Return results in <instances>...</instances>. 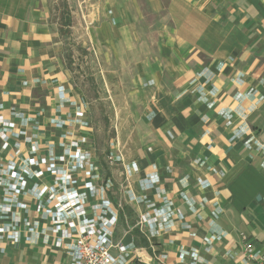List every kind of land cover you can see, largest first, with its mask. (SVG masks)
Masks as SVG:
<instances>
[{
    "label": "crops",
    "instance_id": "crops-1",
    "mask_svg": "<svg viewBox=\"0 0 264 264\" xmlns=\"http://www.w3.org/2000/svg\"><path fill=\"white\" fill-rule=\"evenodd\" d=\"M51 3L0 0V113L17 122L16 113L33 117L38 128L28 129L38 134L41 154L62 140L50 119L65 118L83 101L55 53ZM98 20L101 41L122 57L134 56L130 93L138 146L124 155L122 170L110 172L117 193L127 186L119 180L124 165L135 161L140 169L128 186L147 201L126 197L131 222L152 203L162 208L171 201L185 215L174 216L173 228L154 238L167 254L156 264H187L193 248L203 264H252L244 258V235L264 251V157L258 146L264 143V0H100ZM8 157L0 152V163ZM155 173L160 182L145 189ZM198 177L210 185L202 188ZM1 195L0 189V203ZM185 196L196 201L197 212ZM20 200L32 219L33 201ZM21 229L18 240L0 233V264H68L48 236L29 243ZM144 240L148 245L144 238L135 242ZM151 253L143 254L146 261Z\"/></svg>",
    "mask_w": 264,
    "mask_h": 264
},
{
    "label": "built area",
    "instance_id": "built-area-1",
    "mask_svg": "<svg viewBox=\"0 0 264 264\" xmlns=\"http://www.w3.org/2000/svg\"><path fill=\"white\" fill-rule=\"evenodd\" d=\"M59 95L67 99L64 88H60ZM86 114L87 107L82 102L65 118H51L50 124L61 130L62 140L49 143L47 151L41 154L38 134L28 129L38 128L34 118L16 113L17 122L0 113V152L9 156L7 162L0 163V212L4 219L0 233L18 240L23 226L24 239L29 243L48 236L55 248L68 255V264L164 263L167 254L157 250L154 238L173 228L174 216L184 219V213L166 200V206L160 208L152 203L151 210L141 212L135 223L131 222L126 212V197L138 204L147 201L146 194L136 195L128 186L132 175L140 169L138 163L123 164L122 175L127 186L118 195L115 180L106 174L95 152ZM222 114L231 117L229 113ZM258 146L264 157V143ZM110 159L124 162L119 153L111 154ZM160 179L158 173L148 176L145 189L154 187ZM197 183L202 188L210 185L199 177ZM21 196H29L36 207L32 219L25 215L28 204L20 200ZM185 200L192 212L198 211L193 198L185 196ZM18 208L24 210L23 216L16 214ZM122 222L126 225L123 233ZM126 234H131V242L125 241ZM213 237L216 236L205 238V243H210ZM141 238L148 245L135 242ZM244 238L246 262L264 264V251L257 250L247 235ZM148 249L152 253L146 261L143 254ZM203 262L199 250L193 248L187 264Z\"/></svg>",
    "mask_w": 264,
    "mask_h": 264
},
{
    "label": "rangeland",
    "instance_id": "rangeland-1",
    "mask_svg": "<svg viewBox=\"0 0 264 264\" xmlns=\"http://www.w3.org/2000/svg\"><path fill=\"white\" fill-rule=\"evenodd\" d=\"M51 4L49 20L57 42L55 53L72 87L83 98L92 144L103 169L111 176L112 169L122 170L121 161H112L111 154H122L125 159L124 155L135 153L138 146L135 101L130 93L134 56L122 57L101 41L100 0H52ZM122 177L120 174L119 180Z\"/></svg>",
    "mask_w": 264,
    "mask_h": 264
},
{
    "label": "trees",
    "instance_id": "trees-1",
    "mask_svg": "<svg viewBox=\"0 0 264 264\" xmlns=\"http://www.w3.org/2000/svg\"><path fill=\"white\" fill-rule=\"evenodd\" d=\"M69 21V20H68ZM129 213H130V210L128 211ZM141 243H143V244H145L146 242H145V240L144 241H140Z\"/></svg>",
    "mask_w": 264,
    "mask_h": 264
}]
</instances>
